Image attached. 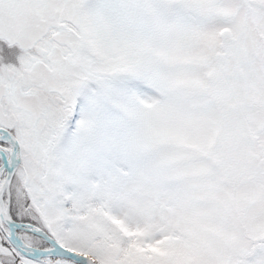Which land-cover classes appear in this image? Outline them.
Returning a JSON list of instances; mask_svg holds the SVG:
<instances>
[{"label": "snow or ice", "instance_id": "obj_1", "mask_svg": "<svg viewBox=\"0 0 264 264\" xmlns=\"http://www.w3.org/2000/svg\"><path fill=\"white\" fill-rule=\"evenodd\" d=\"M0 264H264V0H0Z\"/></svg>", "mask_w": 264, "mask_h": 264}]
</instances>
